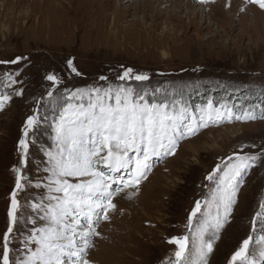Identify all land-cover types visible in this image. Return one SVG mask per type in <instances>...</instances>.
<instances>
[{
  "label": "rangeland",
  "instance_id": "rangeland-1",
  "mask_svg": "<svg viewBox=\"0 0 264 264\" xmlns=\"http://www.w3.org/2000/svg\"><path fill=\"white\" fill-rule=\"evenodd\" d=\"M111 1L110 8L94 6V0H0V61L23 58L0 63V95L12 96L0 109V253L15 188L13 168H22L27 178L17 193L18 223L10 237L14 262L25 257L26 237L43 223L31 205L47 196L45 153L56 151L54 118L77 89L124 84L147 90L149 102L186 107L197 125L209 103L231 112L180 139L173 155L153 157L146 179L114 195L115 209L91 237L86 255L91 264H173L176 246L168 240L189 235L195 202L203 207L215 187L206 177L217 165L235 163L237 155L264 151V9L249 0ZM76 2L79 12L73 13ZM70 59L79 75L69 68ZM129 68L149 79L121 81ZM49 74L60 80L54 90ZM20 90L23 95H16ZM50 90L55 99L48 97ZM37 109L41 121L29 133L27 163L21 165L19 141ZM262 203L264 156L244 175L208 264H228L249 235L250 255L260 260L255 239L264 231L258 218L253 232L252 221Z\"/></svg>",
  "mask_w": 264,
  "mask_h": 264
},
{
  "label": "snow or ice",
  "instance_id": "snow-or-ice-1",
  "mask_svg": "<svg viewBox=\"0 0 264 264\" xmlns=\"http://www.w3.org/2000/svg\"><path fill=\"white\" fill-rule=\"evenodd\" d=\"M200 2L208 3L209 0ZM249 2L264 9V0ZM21 59L16 57L0 63H18ZM68 66L77 75L80 74L71 59ZM46 79L51 82L53 90L60 83L54 74L47 75ZM119 79L146 81L149 77L147 74H133L129 68ZM8 80L16 83L11 76H8ZM53 90L48 91L47 95L55 99ZM15 94L23 95V91ZM147 96V90L141 93L124 84L77 89L67 94L66 104L54 118L56 151L45 153L49 165L45 171L50 174L46 184L47 196L31 205L43 223L40 227H33L26 237L25 257L12 261L10 237L18 223L20 208L17 193L24 189L27 179L22 174V168L14 167L15 188L11 193L9 223L3 234L0 264H91L86 259L90 240L93 235H99L96 231L99 221L107 220L108 212L115 209L114 195L146 179L153 166V157L173 155L179 140L195 134L198 126L206 127V120L231 116L230 111L222 112L209 103L200 110L203 123L197 125L196 117H189L186 107L149 102ZM11 99V95H0V109ZM244 118L255 119L248 114ZM186 120L190 122L185 124ZM40 121L39 109L25 121L23 138L18 145L21 165L27 163L29 133L39 126ZM262 156L264 151L260 154L237 155L235 163L225 164L223 169L217 165L206 177L215 187L203 207L200 201L195 202L188 216L189 235L173 236L168 240L169 244L176 246L173 264H208L214 243L229 222L237 203L244 175ZM122 171L127 173V178L119 175ZM258 218L264 231V203L253 218V232L256 231ZM36 222V219L31 220L33 225ZM252 242L253 236L249 235L232 254L228 264H264V234L255 239V243L260 246L259 261L250 255Z\"/></svg>",
  "mask_w": 264,
  "mask_h": 264
},
{
  "label": "bare ground",
  "instance_id": "bare-ground-1",
  "mask_svg": "<svg viewBox=\"0 0 264 264\" xmlns=\"http://www.w3.org/2000/svg\"><path fill=\"white\" fill-rule=\"evenodd\" d=\"M42 1H43V0H42ZM71 1H72V2H75L76 0H71ZM155 1H157L158 4H161V2H163V1H165V0H155ZM94 2H95V3H94V6H95V5L97 6V5H101V4H102L104 7H110V6L112 5V1H111V0H94ZM76 3H77V4H76ZM76 3H75L76 5L73 4V7H72V11H73V13H75V12H79V7H78L79 5H78V2H76ZM81 4H82V3H81ZM102 5H101V6H102ZM119 5H120V4H118V5L116 4V5H115V6H117V7H116V10H115V13H117V11L119 10V8H118ZM59 6H60V5H59ZM89 7H90V6H89ZM68 8H69V7H68ZM110 8H111V7H110ZM93 9H94V8H93ZM93 9H92V10H93ZM95 11H96V10H95ZM95 11H94V12H95ZM94 12H93V13H94ZM44 13H45V11H44ZM96 13H97V12H96ZM80 14H84L83 11L80 12ZM99 18H100V17H99ZM100 19H102V18H100ZM114 22H116V21H114ZM214 250H215V247L213 248V251H214ZM215 252H216V250H215Z\"/></svg>",
  "mask_w": 264,
  "mask_h": 264
}]
</instances>
